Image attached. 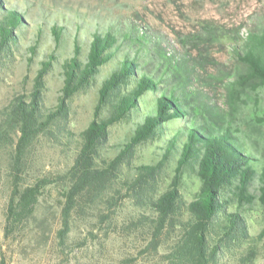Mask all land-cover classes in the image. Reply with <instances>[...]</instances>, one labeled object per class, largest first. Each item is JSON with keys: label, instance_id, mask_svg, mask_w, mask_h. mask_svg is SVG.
Listing matches in <instances>:
<instances>
[{"label": "trees", "instance_id": "16d2710c", "mask_svg": "<svg viewBox=\"0 0 264 264\" xmlns=\"http://www.w3.org/2000/svg\"><path fill=\"white\" fill-rule=\"evenodd\" d=\"M5 4L0 0V59L18 46L15 32L23 28L22 14ZM62 32L56 23L50 26L54 49L39 63L30 92L14 97L1 110L0 155L5 154L12 178L5 237L33 214L46 187V179L21 185L32 146L42 136H53L52 127L67 118L69 101L93 87L92 119L78 133L72 163L63 175L60 241L71 231L74 215L108 222L117 202L132 197L153 212L149 221L154 237L167 226L181 228L170 254L173 264H211L221 247L244 242L248 235L241 209L264 208V156L258 138L250 144L244 139L238 116L245 114L248 98L264 89V21L245 39L236 29L205 21L198 34L181 40L183 48L190 45L188 49L171 52L161 37L131 22L128 30L118 25L92 32L83 55L75 38L70 57L61 63L60 94L55 106L48 108L43 104L45 76L57 58L54 50ZM38 41L39 37L28 47L29 62ZM215 42L231 49V67H221L209 56L208 47ZM219 89L223 105L218 102ZM130 117L135 119L130 134L104 155L109 128ZM254 118V123L249 117L244 123L264 135V114ZM155 141L163 142L160 159L132 165L136 149ZM173 151L178 154L173 178L165 190L156 191L160 168ZM186 168L198 184L190 201L180 193ZM258 239L264 240V228ZM254 252L251 248L246 257L252 258Z\"/></svg>", "mask_w": 264, "mask_h": 264}, {"label": "rangeland", "instance_id": "374dc122", "mask_svg": "<svg viewBox=\"0 0 264 264\" xmlns=\"http://www.w3.org/2000/svg\"><path fill=\"white\" fill-rule=\"evenodd\" d=\"M2 1L6 7L15 8L22 14L23 28L15 32L19 36L18 46L12 47L7 58L0 59V114L14 97L20 94L26 97L30 92L39 63L46 53L54 49L50 34L52 24L62 27L63 32L62 41L54 50L57 58L45 76L43 104L48 108L55 106L60 94L63 79L61 63L70 57L75 38L83 55L92 32L118 25H124L128 30V23L131 22L161 37L171 52L172 49H188L190 45L183 48L182 41L185 37L198 34L205 21L236 29L242 39L247 37L255 25L264 21V0ZM38 37L37 50L29 62L31 56L28 47ZM196 53V50L192 51V55ZM208 54L226 69L234 62L231 49L219 42L208 47ZM112 63L103 67L101 75L108 71ZM212 69L209 67V71ZM217 96L219 104L223 105V90L219 89ZM95 102L96 89L93 87L75 95L68 103L66 120L52 127L54 135L42 136L32 146L21 185H33L40 179H46V187L33 214L18 224L8 237H5L4 230L12 178L5 154L0 155V264H173L170 254L178 242L181 228L178 225L167 226L154 237L153 224L149 221L154 217L153 212L146 203L136 202L132 197L117 202L112 208L115 215L108 222L98 224L94 218L80 220L74 215L71 231L64 242L58 237L61 228L60 193L65 183L63 175L72 163L78 133L92 119ZM246 109L244 115L238 116V127L249 144L259 139V151L264 156V135L244 123L248 117L249 123H254L255 115L264 114V89L248 98ZM134 122L135 119L130 117L109 128L104 155L111 151L110 146L123 141L130 134ZM179 125L173 124L172 127ZM162 148L163 142L160 141L145 143L136 149L131 164L160 159ZM171 156L160 168L156 191L165 190L173 178L178 154L173 151ZM197 185L192 171L184 169L180 185L184 200L190 201L193 198ZM241 215L245 220L248 238L244 242L230 244L229 248L221 247L217 260L211 264H264V240L258 239L264 228V208L258 205L244 206ZM209 243L215 245L211 239ZM251 248L255 251L254 256L247 258Z\"/></svg>", "mask_w": 264, "mask_h": 264}]
</instances>
